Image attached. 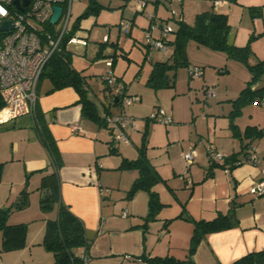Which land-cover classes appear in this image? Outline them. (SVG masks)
<instances>
[{
  "label": "crops",
  "instance_id": "obj_1",
  "mask_svg": "<svg viewBox=\"0 0 264 264\" xmlns=\"http://www.w3.org/2000/svg\"><path fill=\"white\" fill-rule=\"evenodd\" d=\"M218 1H220L218 5H212L213 9L204 11L213 10L227 14L230 24L229 41L237 46H244L248 43L251 35L255 36L253 38L256 45L253 51L255 60L264 59V50H260V46H264V0ZM148 2H151V7L148 6ZM148 2L146 1L145 5L141 6L139 0H136L132 8L126 4L122 9L121 21L126 17L131 20L130 35L145 36L151 23L160 25L171 19L175 23L177 20H183L187 24H192L194 21L193 18L189 19L190 13L185 15L183 1H175L177 9H179L177 17L171 10L172 15L169 14L167 19L163 17L166 13L163 7L165 6L167 9V3L164 2L162 7V0H149ZM166 2L168 1L166 0ZM210 3L212 4V2ZM250 7H260L261 13L252 12ZM143 8L150 10L145 17L138 18L137 13L143 12ZM198 8L194 10L195 15L200 12L197 11ZM232 15H237L239 18L236 25L231 23ZM135 23H137V28L133 27ZM176 27L177 23L173 29ZM108 28L107 32L109 33L111 26ZM118 29L124 32L119 24ZM76 32L73 35L83 39H87L89 36L82 33L76 34ZM152 34L158 36L159 27H156ZM171 34L172 32L167 37ZM117 40L111 41L108 35L107 43L110 42L108 43L110 46L103 48L100 56H97L100 44L93 47V50L88 54L89 58L95 59L91 66H101V70L96 69L100 73L99 76L104 87L106 85L104 77L112 71L104 74L105 70L103 69L105 68H102V64L109 69L113 67L114 63L111 62L112 65H107V60L104 57L112 53L111 47L113 44L115 46L118 44ZM72 45L78 47V51L75 52L79 54L78 56L83 55L81 54L83 51L84 54L86 53L88 43H68L66 47L71 53ZM167 48L171 49V53L172 48L170 46ZM114 54L115 51L112 55ZM84 69L86 68L83 67L79 70L86 78L87 96L95 103L101 122H94L82 115L81 104L78 103L79 95L73 87L65 86L46 93L50 87V82L46 79L41 81L38 87V106L43 114L46 128L55 142L62 202L82 220L87 236L93 239L87 250L88 259L85 264H149L134 258L141 254L148 256L172 255L184 258L190 246L194 221L211 220L220 213H227L231 208L235 218L234 224L205 234L190 256L191 262L193 264H229L248 252L264 250V194L256 195L250 191L254 182L264 179V141H261L264 136L256 144L251 142L247 148V150L253 149L258 158L256 163H235L233 168L227 169L222 166L224 159L213 160L209 156L207 148L210 143L215 146L216 151L227 156L241 149V141L233 135L232 129L229 127L230 132L215 137L214 143H202L201 150L189 145L184 153L190 149L194 151L195 155L190 161L185 159L184 153L182 155L184 164L178 162L175 156L170 154L165 162L166 168L160 170L153 166L162 178L153 185V190L157 192L163 205L155 218L144 225L143 218L149 211L148 193L144 190H137L128 198V191L138 176V171L133 168L120 167L124 158L135 157L132 156L134 151L130 150L128 145L126 146L129 149L122 145L121 151L113 153L116 151L118 142L129 144L128 131L137 130L134 117L132 114H128L124 107L141 101L142 96L126 94L127 87L120 84L121 78L118 75H114L116 78L114 86L124 87L123 94L131 96V101L124 104L122 100L124 95L122 94L119 105L115 106L110 101L117 102L118 99L115 101L116 96H108L106 89H104V99H95L91 97L89 91L92 88L90 86L91 79L88 76L92 75L86 74ZM203 73L205 75L204 70L199 76ZM262 78L253 87L264 86ZM146 84L148 83L146 82ZM140 86L144 87V85ZM140 90L142 91V89ZM207 94L213 95V92L209 91ZM106 109L109 111L107 112ZM121 110L131 117L130 124L124 128L128 140L115 138V135L121 130V125L111 119V116L118 114ZM25 116L28 119H25ZM251 119L253 118L251 117ZM151 121L164 124L156 120ZM254 121L253 123L259 122L258 119ZM11 122L13 123L8 124L15 125L11 129L19 131L22 140L37 148L36 152L25 156L24 161L29 163L26 169L41 173L50 171L48 152L37 133L35 135L27 129V127L34 128L30 116H18ZM147 122L144 119L143 125L148 126ZM75 125L79 126V129H75ZM255 126L257 127V125ZM240 129L243 131L242 128ZM109 134L112 135L111 140ZM146 135L147 129L145 140ZM13 143L16 144L15 151L17 152L19 144L17 141H13ZM138 149L140 151V146ZM238 155L243 159L241 154ZM2 160L0 154V161ZM3 194L0 187V207L4 205ZM166 220L168 222L165 224ZM44 229L45 225L39 235L36 234L32 237L28 230L26 237L25 247L36 246L40 258H47V253H42L39 249L45 250L40 244ZM83 252L81 248L80 253Z\"/></svg>",
  "mask_w": 264,
  "mask_h": 264
},
{
  "label": "rangeland",
  "instance_id": "obj_2",
  "mask_svg": "<svg viewBox=\"0 0 264 264\" xmlns=\"http://www.w3.org/2000/svg\"><path fill=\"white\" fill-rule=\"evenodd\" d=\"M90 1L74 0L72 2L66 32L72 28L73 23L84 12ZM96 1L98 12L92 13L86 18H81L80 27L77 30L78 33L76 32V34L89 35L87 39H84L88 43L86 53L84 54L83 51L81 53L83 55L78 56L79 54L75 53L78 51V47L72 45L71 63L77 70L85 67L84 71L87 72L86 74L92 75L88 76L91 79L90 86L92 89H89L91 97L104 99V84L100 79V73L96 69L101 70V66H91L95 59L89 58L88 54L93 50V47L104 41V35H109L111 41L118 39V44L111 47L112 53L115 51V54L112 55L111 53L104 57L105 60L114 59V65L110 69L102 64V68H105L103 69L105 70L104 74L112 71L114 75H118L121 78L120 84L127 87L126 94H139L142 96L141 101L124 107L126 112L134 117L137 130L134 132L128 131L129 144L118 142L115 148L116 151L113 153L121 151L122 145H125L126 148L130 147V150L134 151L132 156L136 158L140 154L138 147H144V155L149 163L161 170L167 167L165 162L170 154L171 156L173 154L178 162L184 164L182 155L189 145L201 150L203 147L202 143H214L215 137L230 132L228 129L230 122L236 123L239 130L248 124L257 125V128L262 133L253 139V144H256L264 136V106L246 104L240 107L238 114H235L234 111L235 116L233 115L234 106L232 100L238 96V93L250 78V72L244 64L238 60L228 58L224 51L210 50L198 46L194 41H189L187 44L189 66L179 67L175 71H168V84L157 87L148 85L146 82L151 72L152 64L156 61L167 59L171 49L167 48L166 53H163L159 49H152L146 46L144 44V35H130L119 31L118 24L121 22L122 9L126 4L132 8L136 0ZM143 1L139 0V3ZM167 1L162 0V7L165 2L168 9L165 6L163 7L166 11L163 16L164 19H167L169 14L172 15L170 13L171 10L174 12L173 15L177 17L179 10L177 9V3L173 0ZM182 1L185 15L190 13L189 19L193 18L194 20V10L197 7H199L197 11L200 12L205 9H213L212 5L215 0ZM148 6H152L151 2H148ZM149 10L148 8H143V12H138L137 17H145ZM124 16L126 17L127 15ZM124 16L123 18H125ZM235 16L237 15H232L231 17L233 25H236L239 21L238 16ZM65 18L66 10L63 11L57 22L51 24V29L56 33L61 31ZM124 20L131 26V20L127 19V17ZM166 23L172 28L176 26L175 21L172 19L164 24ZM109 26H111V30L108 33ZM133 27L137 28V23ZM108 43H106V46H110ZM255 46L253 39L250 42L251 53L248 59L250 64L257 61L253 52ZM261 49L264 50V46H260ZM193 66L203 67L202 70L205 71V75L203 73L199 77H190L189 68ZM140 85H144V87L142 88ZM209 91H212L213 95H208ZM159 107L163 108L167 115L172 118L171 123L160 124L148 119L149 114ZM25 119L28 118L25 116ZM144 119L148 121V126L143 125ZM256 119L259 122L253 123ZM6 126L8 125L0 124V154L3 158L0 162H3L4 165V176L0 181V187L4 193L2 196L4 200L3 206L9 207L7 223H26L30 237L36 236L44 228L46 219L55 216L56 210L52 208L44 211L39 205L41 196L39 185L44 173L26 169L29 163L24 161L25 156L36 152L37 148H35V145L32 146L31 143L27 144L22 140V135L19 131L12 130ZM27 129L36 135L34 128L30 129L27 127ZM111 138L112 135H110V140ZM13 141H17L19 144L17 152L15 151L16 144ZM261 141H264V138ZM49 170H51V166H49ZM24 188L28 192V203L25 207L17 209L13 204L18 198L20 191ZM39 249L42 253H47V258L39 257L36 246L3 251L1 250L0 232V264H53L52 253L49 251V253L45 252L46 250L42 248Z\"/></svg>",
  "mask_w": 264,
  "mask_h": 264
},
{
  "label": "trees",
  "instance_id": "obj_3",
  "mask_svg": "<svg viewBox=\"0 0 264 264\" xmlns=\"http://www.w3.org/2000/svg\"><path fill=\"white\" fill-rule=\"evenodd\" d=\"M97 5L96 0H91L84 12L73 23L72 28L62 35L59 49H56L51 54L39 77L36 87L37 99L35 107L31 112L24 114L30 116L32 127L36 130L41 143L44 145L49 155V166H51V170L44 173L41 178V183L39 185V190L41 192L39 205L44 211L54 208L56 214L53 218L46 219L45 229L40 244L46 251L52 253L53 264H85L88 259L87 250L93 239L87 236L82 220L71 212L69 207L62 202L60 196L57 151L55 142L46 128L43 114L38 106V87L41 81L45 79L50 82V87L47 89L46 93L65 86L73 87L79 95L78 103L81 104L82 115L94 122H101L95 103L87 96L85 75L72 65V54L66 47L68 39L78 30L80 19L86 18L92 13H97ZM250 10L252 12L261 13L260 7H250ZM176 23V29H173L172 34L166 37L165 40L167 46L172 48V51L164 61H156L152 64L151 72L147 79L149 85L157 87L168 84V71H175L179 67H188L187 44L189 41H194L197 45L211 50L224 51L228 58L240 61L250 72V78L246 81L245 86L240 90L238 96L232 100L234 106L233 115L234 111L235 114H238L240 107L246 104L260 105V100L264 99V86H253L264 76V59L257 60L253 64H250L248 61L251 53L249 42L253 40L255 36L251 35L248 43L244 46H237L233 42H230V24L227 14L213 10L197 13L192 24H187L183 20H177ZM119 26L126 34H129L130 26L127 31L121 27L120 23ZM44 27L51 29V23L46 22ZM58 33L59 32H55L53 36L57 37ZM106 43L107 40L100 43L97 56H100ZM145 45L147 46V44ZM113 46L115 45L113 44ZM111 62H114V59H111ZM202 68L203 67H201V69ZM189 76L191 77L190 73ZM105 84L104 89L106 90L111 89L113 86V84H107L106 81ZM122 92H124V87H122ZM121 95L122 94L118 93L113 94V96L118 97V101H110V103L115 106L119 105ZM2 106L3 101L0 99V109ZM106 110L107 112L109 111V109ZM15 118L1 122L0 124L8 125L6 126L7 128H13L15 125L8 123H13L11 121ZM230 127L233 135L237 136L241 141V149L238 152L228 155L224 159L222 166L227 169L233 168L237 161H242V158H239L238 154H241L240 156L245 159L247 158V154L253 152V150H247V148L253 139L262 133L255 125H247L243 131H240L234 122H230ZM143 149L144 147H140V154L136 158H124L120 167L133 168L138 171V176L135 178L128 191V198L137 190H144L148 193L149 211L143 218V223L146 225L149 220L155 218L157 212L163 205L157 192L153 190V185L162 178L153 165L147 160ZM3 166V162H0V180L3 173ZM27 203L28 192L24 188L20 191L13 205L18 209L25 207ZM8 215L9 207H0L1 250L3 251L20 249L26 245L27 224L7 223ZM233 216L234 213L231 208L227 213H220L211 220H195L190 246L184 258H177L172 255L148 256L146 254H141L134 258L143 260L149 264H193L190 256L195 250L199 240L207 233L233 225L235 221ZM167 222L168 220L165 221V224ZM81 248L84 251L82 254L80 253ZM229 264H264V250L248 252Z\"/></svg>",
  "mask_w": 264,
  "mask_h": 264
},
{
  "label": "built area",
  "instance_id": "obj_4",
  "mask_svg": "<svg viewBox=\"0 0 264 264\" xmlns=\"http://www.w3.org/2000/svg\"><path fill=\"white\" fill-rule=\"evenodd\" d=\"M13 1L0 0V26L6 21H11L9 30L0 31V99L3 101V106L0 109V122L27 114L34 109L39 77L51 54L59 49L61 37L66 33L71 4L74 0H28L27 5H23L24 0H18L22 9ZM146 1L149 0H144L141 6H144ZM175 1L181 2L182 0ZM219 2L215 0L213 5H218ZM54 5L61 6V15L66 10L65 23L57 37L53 36L55 33L53 29L44 27L45 23L49 22ZM120 24L125 31L128 30L129 23L126 20H122ZM156 27H159L158 36L152 34ZM172 31L173 28L167 23L163 25L151 23L146 30L144 42L152 49L165 52L167 50L165 40ZM103 39L107 40V36L105 35ZM68 43L86 44V41L80 36L72 35L68 39ZM106 63L111 65V59H108ZM202 71L201 67L193 66L189 73L191 77H195L202 74ZM104 80L107 84H113L112 88L107 90L108 96H113L115 93L123 94L121 86H114L116 79L112 72L105 75ZM131 99V96L124 95L122 97L124 104ZM259 104L264 106V99H261ZM148 118L164 124L172 122V118L160 107L150 113ZM111 119L121 125V130L115 135V138L128 140L124 128L130 124L131 117L121 110L118 114H113ZM74 128L79 129V126L75 125ZM251 150L253 149L251 148ZM207 151L213 160H223L227 157L224 153L216 151L215 146L211 143L208 145ZM194 155L192 149L184 153V157L188 161L193 159ZM257 161L256 154L252 152L247 154V158L236 163H256ZM250 191L256 195L264 194V179L254 182Z\"/></svg>",
  "mask_w": 264,
  "mask_h": 264
},
{
  "label": "water",
  "instance_id": "obj_5",
  "mask_svg": "<svg viewBox=\"0 0 264 264\" xmlns=\"http://www.w3.org/2000/svg\"><path fill=\"white\" fill-rule=\"evenodd\" d=\"M15 5H17L19 8L22 9L21 5H19V1L18 0H14L13 1ZM28 0H24L23 5H27ZM61 11L62 8L59 5H54L53 6V13L51 14L50 18H49V22L50 23H55L58 21L60 15H61ZM11 28V21H6L4 22L1 26H0V31L2 30H9ZM118 97L116 96L114 98L115 101H117Z\"/></svg>",
  "mask_w": 264,
  "mask_h": 264
}]
</instances>
